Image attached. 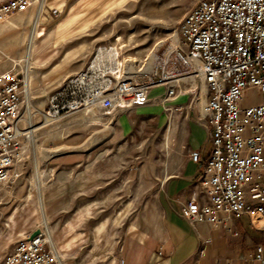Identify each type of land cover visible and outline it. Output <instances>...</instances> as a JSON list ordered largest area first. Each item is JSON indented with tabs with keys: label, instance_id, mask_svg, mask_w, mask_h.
Instances as JSON below:
<instances>
[{
	"label": "rangeland",
	"instance_id": "1",
	"mask_svg": "<svg viewBox=\"0 0 264 264\" xmlns=\"http://www.w3.org/2000/svg\"><path fill=\"white\" fill-rule=\"evenodd\" d=\"M197 1L34 0L27 11L1 24L0 69L17 65L23 79L22 60L34 18L38 19L29 77L35 133L33 141L24 139L19 177L0 189V264L15 241L26 234L40 231L47 238L44 217L62 264H115L120 240L131 224L142 222L147 201L156 196L165 160L163 148L172 140L166 129L181 126L183 117L178 122L175 117L184 116L183 101L162 104L165 93L156 98L149 95V102L135 115V140L125 150L122 143L109 139L114 128L109 120L107 143L102 150H89L93 127L87 124L86 112L58 119L43 114L68 79L89 65L136 83L172 73L178 24ZM190 85L197 88L193 96L205 99L199 79L184 80L180 87ZM158 88L166 90V86L154 90ZM258 99L256 91H247L244 104H255ZM23 101L19 126L28 132ZM167 106L182 110L166 112ZM82 162L90 166L85 183ZM48 246L51 249L49 242Z\"/></svg>",
	"mask_w": 264,
	"mask_h": 264
},
{
	"label": "built area",
	"instance_id": "2",
	"mask_svg": "<svg viewBox=\"0 0 264 264\" xmlns=\"http://www.w3.org/2000/svg\"><path fill=\"white\" fill-rule=\"evenodd\" d=\"M33 2L0 0V25ZM177 34L172 73L136 83L89 65L68 79L43 116L128 111L146 105L151 90L162 86H166L162 104H167L196 93V87L180 86L184 80L199 79L205 87L202 113L211 151L204 161L199 151L189 152L192 162L203 164L180 215L192 227L203 224L237 237L234 219L242 215L264 219V0H198L180 20ZM16 67L0 73V189L19 177L27 138L19 126L24 79ZM251 90L259 99L245 105V93ZM59 97L64 100L59 102ZM30 235L17 239L1 264H59L44 234L32 239ZM248 259L264 264L262 246L256 245Z\"/></svg>",
	"mask_w": 264,
	"mask_h": 264
},
{
	"label": "crops",
	"instance_id": "3",
	"mask_svg": "<svg viewBox=\"0 0 264 264\" xmlns=\"http://www.w3.org/2000/svg\"><path fill=\"white\" fill-rule=\"evenodd\" d=\"M34 3L37 6V1ZM199 88L201 91L204 88L205 95V87ZM163 93L162 88L153 89L150 97L156 98ZM193 95L189 93L175 99L183 101L185 112L184 116L175 117L176 122L183 117L181 126L166 129L172 140L163 148L165 160L161 165L163 169L156 196L147 201L142 222L131 224L128 233L120 240L119 249L115 251V264H259L250 261L248 255L256 245H261L264 253L263 218L242 215L234 219L233 226L239 234L234 239L230 233L203 224L192 227L180 215L181 207L196 189L194 179L203 164L192 162L189 152L199 151L201 161H204L211 151L208 127L202 113L205 99L199 100ZM142 108L110 114L101 111L85 113L87 124L93 127L88 135L89 142H93L89 150H102V145L107 143L108 120L114 125L109 139L122 143L124 147L121 149L125 150L127 144L135 140V115ZM82 163L85 183L90 177V166L89 162ZM119 257L123 263H118Z\"/></svg>",
	"mask_w": 264,
	"mask_h": 264
},
{
	"label": "bare ground",
	"instance_id": "4",
	"mask_svg": "<svg viewBox=\"0 0 264 264\" xmlns=\"http://www.w3.org/2000/svg\"><path fill=\"white\" fill-rule=\"evenodd\" d=\"M34 19L35 20L33 21V24H32V30H31L30 35H29L28 40H27V46H26V49H25V55H24V58L22 60V63L24 65V68H23L24 69V73H23V75H24V78H23L24 79V98L26 100V113L28 114V120H29V125H30L29 131L25 132V134L27 135V138L30 141H33L34 133H35L34 126L32 125V122H31V119H30V91H29L30 70H31V68L33 66L31 61L34 58V56L36 55V50L34 49L33 43H34V39H35L36 30H37V27H38V19H37V17H35ZM175 40L176 39L174 38V43H175ZM46 119L48 121L46 120L45 122H50L49 118H46ZM40 206H41L42 215L44 216L41 199H40ZM43 223L45 225V230H46V234H47V240H48V242L51 245V250L54 253L55 257L57 258L59 264H62V261L60 259V255H58L57 251L55 250L54 243L51 240L50 232H49L45 217H44V222Z\"/></svg>",
	"mask_w": 264,
	"mask_h": 264
},
{
	"label": "water",
	"instance_id": "5",
	"mask_svg": "<svg viewBox=\"0 0 264 264\" xmlns=\"http://www.w3.org/2000/svg\"><path fill=\"white\" fill-rule=\"evenodd\" d=\"M40 233V231H35L34 233H32L30 235V239L34 238L35 236H37Z\"/></svg>",
	"mask_w": 264,
	"mask_h": 264
}]
</instances>
